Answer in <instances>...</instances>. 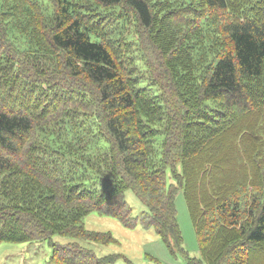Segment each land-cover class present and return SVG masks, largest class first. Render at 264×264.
<instances>
[{"label":"trees","instance_id":"1","mask_svg":"<svg viewBox=\"0 0 264 264\" xmlns=\"http://www.w3.org/2000/svg\"><path fill=\"white\" fill-rule=\"evenodd\" d=\"M49 4L46 41L38 34L32 6L23 7L17 19L21 1L0 0L5 24L0 25V70L7 65L6 71L16 70L10 47L44 56L58 50L64 68L89 79L98 95L69 99L72 104L57 100L60 106L52 99L44 111L48 120L41 124L30 111L4 105L9 89L0 80V246L51 242L56 235L90 240L98 234L85 228L92 213L135 229L141 221L124 196L132 190L149 212L143 225L155 228L171 251L182 249L172 178L182 186L199 241V257L187 254V264H256L259 259L264 264V88L256 85L264 77V19L252 9L240 18L228 0ZM122 6L134 12V31L140 27L164 38L162 31L171 28L166 33L171 47L185 29L180 38L185 52L175 69L195 113L185 107L168 112L157 86L143 76L134 36L125 41L132 42L125 53L126 73L116 53L84 22L89 12L106 14ZM214 11L229 17L222 13L219 24ZM197 15L202 17L195 31L190 23ZM182 19L188 22L181 24ZM122 33L113 29L111 38ZM253 94L256 111L247 104ZM54 124L62 128L59 133L44 132L48 136L38 139L37 127ZM75 137L83 140L81 147H71L76 159L54 147L70 145ZM113 240L110 236L107 243ZM111 259L106 264H116Z\"/></svg>","mask_w":264,"mask_h":264},{"label":"rangeland","instance_id":"2","mask_svg":"<svg viewBox=\"0 0 264 264\" xmlns=\"http://www.w3.org/2000/svg\"><path fill=\"white\" fill-rule=\"evenodd\" d=\"M18 1H21L22 6L20 10L16 11V18L20 17L18 14L22 13L23 7L32 6L33 11L36 13L35 15L40 21L41 29L38 34L48 41L50 29L44 20L53 11L49 0ZM228 2L232 11L239 12L240 18H244V10L252 9L254 16L257 15L264 19V0H228ZM39 6L42 8H38ZM200 12L203 13L202 16H205V10H200ZM89 13V16L84 17L85 24L95 34L102 37L104 43L116 53V57L123 63L126 73L128 71L125 69V64L129 59L125 57V53L128 48L132 47L130 45L132 42L130 41L127 44L125 41L127 39L130 40L134 36V44L137 39L136 47L139 49V55H141V60L145 64L143 76L148 83L152 82L157 86L160 99L166 103L168 112L175 114L181 110V107L188 108L190 113L196 112V107L192 106L193 103L187 104L185 102L186 95L184 94L183 84L178 79V72L175 69L176 64L182 61L180 58L185 52L180 50L183 48L182 43H185V39L180 42V38L186 35L185 29H182L177 36L178 38L175 39L178 43L175 42L173 47H171L172 44L169 46L166 43L169 41V35L166 33L171 28L162 31L164 38L162 36L157 37L156 33L142 30L140 27L135 28L136 31H134L133 24L136 19L134 12L128 6L106 11V14L103 12ZM222 13L229 17L225 11H214L213 13L216 18L215 21L219 22V24L224 21ZM202 16H195L196 19L190 23V26H193L195 31L199 27L197 23ZM182 20L184 23L181 24L188 22L187 20ZM120 23H125L126 27H121ZM0 25L5 24L0 23ZM113 29L123 31L116 40L111 38ZM126 33L129 36H126ZM186 37L188 38V35ZM18 42L23 44L21 40H18ZM225 43L226 48L227 46L229 47L227 40ZM180 44L182 46L178 47L179 50L175 49ZM21 48L17 51L10 47L16 54L14 66L16 70L10 69L6 71L9 67L8 65L0 70L2 87H5L6 90L9 89L3 100L7 108L21 107L22 110L32 113L36 118V123L46 124L44 122L48 120V114L47 112L45 114L44 111L47 110V104L49 101H53L52 99L60 106L61 103L59 101L63 99L68 101L67 103L72 104L69 99L73 98V101H76L77 98L84 96H90L91 98L92 93L96 96L98 95L97 87L89 79L75 77L70 70L64 68L62 56L58 55L59 51L57 49L56 55L44 56L42 54V56L40 53H34L35 50L31 48ZM5 72L6 74L3 75ZM256 85L260 89L264 88V77ZM256 97L253 94L247 103L249 108L255 111L256 107L259 106V103L254 100ZM54 108L50 109L53 111ZM37 128L39 129V133L36 129L38 139H41L44 134L48 136L44 132L57 134L60 131L58 129H62L55 124L47 128L42 126ZM72 140L74 141L71 143L72 145L66 144L64 146L63 143L54 145V147L61 149L59 153L63 156L76 159L74 149L71 147H81L83 140L81 137H75ZM93 151L91 152L94 153ZM170 180L175 185L173 191L176 192L177 219L182 235V243L180 244L182 249L176 248L171 251L156 233L155 228H147L143 225V218L149 212L136 194L132 190H127L124 195L125 200L128 206L132 208L133 217L139 218V221H141L135 229L125 228L124 225L114 218L92 213L84 221L85 228L98 234L91 236L90 240L56 235L51 242L40 240V242L25 244L3 243L0 246V264H99L97 263L98 260L104 261L106 264L108 263V256L112 257V261L116 260V264H187V254L190 257H199V241L183 195L182 186L178 181L176 182L172 178ZM110 236L114 240L111 243H107ZM177 246L180 247L179 245ZM172 247H175L174 243ZM63 248L66 249L63 250ZM255 262L256 264H261L262 261L259 259Z\"/></svg>","mask_w":264,"mask_h":264}]
</instances>
